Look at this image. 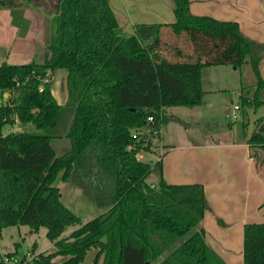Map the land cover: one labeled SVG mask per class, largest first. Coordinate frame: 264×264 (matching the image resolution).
<instances>
[{"label":"trees","instance_id":"16d2710c","mask_svg":"<svg viewBox=\"0 0 264 264\" xmlns=\"http://www.w3.org/2000/svg\"><path fill=\"white\" fill-rule=\"evenodd\" d=\"M191 1L173 0V23L136 24L123 36L108 0H57L55 40L45 47L42 62L0 64V230L45 228L55 251L38 254L34 264H81L93 249L92 264H226L201 225L210 210L203 185L168 184L161 159H136L151 148L146 135H159L172 121L186 126L167 110L202 103L204 67L249 66L255 85L252 93L241 89L242 117L263 103L264 43L245 37L235 22L192 15ZM28 3L51 10L46 0ZM25 7L19 0H0V10ZM169 35L184 38L190 54L175 46L174 56L163 55ZM61 71L65 92L58 102L53 80L44 79ZM27 77L5 105L1 97L12 79ZM15 117L21 130L2 136ZM254 125L245 138L242 123L241 134L250 150L258 149L250 154L255 159L261 150L264 156V118ZM61 135L69 148L57 156L51 142ZM263 162L264 157L260 164L255 160V166ZM153 174L154 186L147 182ZM58 179L68 180L105 213L81 224L61 203ZM216 222L225 227L221 219ZM71 226L78 228L61 238ZM242 255L243 264H264V223L244 225ZM57 257L62 260L55 263Z\"/></svg>","mask_w":264,"mask_h":264},{"label":"crops","instance_id":"0c3cea01","mask_svg":"<svg viewBox=\"0 0 264 264\" xmlns=\"http://www.w3.org/2000/svg\"><path fill=\"white\" fill-rule=\"evenodd\" d=\"M19 1L25 3L26 7L0 10V20L4 21L5 16L8 19V17L10 18L15 14L21 21L25 20L24 24L29 25V29L34 23H37V25H34L35 29L44 40L42 31L49 23L47 16L48 14L55 15V12L51 13V10L46 12L42 7H34L28 3V0ZM135 1L108 0L121 35H131L133 33L131 28L134 24L175 21L173 0H144L143 6H147L145 10L149 13V17L143 16V13H134L131 11V7L130 11H127V15L122 14V11L119 13L118 9L121 5L125 8L127 3L130 5ZM123 7L121 6L122 10ZM189 10L192 15L235 22L245 37L258 43H264V0H192ZM163 18H165L164 22ZM13 24L10 20H7V27L14 31L13 39L16 37L22 40L28 39L30 36L29 31L19 33V29L13 27ZM45 43L50 45L51 42L47 41ZM1 44H4L2 40ZM44 52L45 49L42 51V57ZM3 53L5 54V52ZM3 53H0V61L4 62L5 60L13 65L11 59L3 56ZM259 73L264 78V59L259 65ZM200 85L201 89L204 90L202 74ZM52 86L54 87L52 94L58 101V98L60 99L59 80L54 78ZM222 90L215 89L217 92H222ZM206 107L208 109L214 108L213 99L209 98ZM262 107L264 108V105ZM167 114L183 121L175 115H170L168 110ZM249 114V118L253 117L254 119L252 122L258 118H263L260 110H257V112L251 110ZM228 117L227 114L226 118L228 119ZM237 120V122L241 120L239 122L241 123L239 133L230 129L226 132L217 131L206 135L202 134L205 139H201V141L185 139L179 135L177 143L164 137L167 143L159 147L162 176L166 183H197L203 185L210 210L205 212L201 225L206 232L208 243L226 264L243 263L244 225L264 223V172L255 166V162L250 155V148L243 139L241 134L242 118L239 117ZM184 123L186 124V122ZM162 151L164 153H161ZM262 166L264 168V163ZM156 182L157 178L155 179ZM217 218L223 221L225 227L217 224Z\"/></svg>","mask_w":264,"mask_h":264},{"label":"rangeland","instance_id":"374dc122","mask_svg":"<svg viewBox=\"0 0 264 264\" xmlns=\"http://www.w3.org/2000/svg\"><path fill=\"white\" fill-rule=\"evenodd\" d=\"M46 1L50 5L51 13L54 12L57 0ZM143 3L144 0H136L133 4L130 3L129 5L127 3L125 5V8L123 7V5H121L124 9L122 10L120 6L118 11L119 13L120 11H122V14L127 15V11H130L131 7V11H133L134 13H143V16L149 17V13L147 12V10H145L147 6H143ZM45 11L49 12L47 10ZM4 18V21L2 19L0 20V53L5 52V54L3 53V56L9 57L13 65H25L32 61L42 62V51L47 46L45 42L48 41L49 43L51 42L50 44H52L55 40L56 15L48 14L47 16V18L49 19V23L47 27H44L42 31L44 40L41 38V36H39L40 33L35 29L34 25H37V23H34L31 29H29V25L26 26L24 24L25 20L21 21V19L18 18L15 14L10 16V18L8 17V19L6 18V16ZM7 20H10L12 23L15 24H13V27H17L20 31L19 33L29 31L28 33L30 36L28 37V39L22 40L19 37L13 39L14 31L7 27ZM164 20L165 18H163V22ZM171 23L173 22L160 24ZM133 26L131 28L132 30ZM1 40L4 44H1ZM163 42V49L165 48V45L167 47L166 51L168 52H163V55L165 56H174L175 49L173 48H175V46L181 49L184 54H190V46L186 42H184V38L182 37L177 38L175 40L170 35L165 36L163 38ZM4 62L10 65L8 61L4 60ZM4 62L0 61V64ZM54 76L55 80H59V88L60 91H62V82L65 78L64 72H58ZM202 77L204 89L203 91L206 92L204 99L199 106L193 108L175 106L168 109V113L170 115H175L179 117L184 122H186L187 125L184 126L177 122H169L165 126H162L159 135H156L155 133L151 136L146 135V138L151 140L152 145L147 153H144L143 151L140 152L142 159H139L138 161L154 164L156 161L160 160L161 155L159 154V147L167 143L165 139H169L170 141L176 142L178 140L179 135H181L185 139L201 141V139H205L203 138L202 134L206 135L208 133H213L217 131L226 132L230 129H232V131L234 132L239 133L241 125V123L239 122L241 120L237 122V118L239 119L240 116L243 120L242 123L247 124L246 129L243 131L245 134L244 137L247 138L250 135L251 131L254 130L255 126L254 122H252L254 120L253 117L249 118V112L251 110H254L255 112H257V110H260L264 118V108L262 107V105H264V97L263 103L259 107H257L256 109H247L246 115L242 117V109L238 102V97L241 92V89L244 87L243 93H245L248 89H251L255 85V78L249 66H243L240 71L235 70L233 67L226 65L217 67H204L202 69ZM53 88L54 87L52 86V91L54 90ZM217 88L218 90H225H222V92H217L215 91V89ZM250 92L252 93V89L250 90ZM209 98L213 99L214 101L213 109H208L206 107V102L209 100ZM58 102H60L59 98ZM233 105H237L239 107L238 114L240 116L237 115V118L235 119H233V116L231 115ZM228 110H230L229 113ZM227 114L229 116L228 119L226 118ZM207 116L208 118H206ZM11 128V132L20 131V123H13ZM51 145L57 156L63 154L69 148L68 142L64 137H62V135L61 137L52 140ZM254 152H258L257 154H259L258 149H253L252 147L250 150V154L254 155ZM161 153L164 152L162 151ZM261 154L262 150L260 151L259 158H256V156L255 159L253 158L254 162L255 160L259 164L262 162L264 156L261 157ZM262 165L259 168L261 169V171L264 172V168ZM155 179L156 176L154 174L150 175L147 179L148 184L154 186ZM55 185L60 191L61 203L80 219L81 224H85L88 221H91L94 218L99 217L100 215L105 213L106 209L98 208L94 206L91 202L86 200L82 196L81 191L77 187L73 186L68 180L63 181L61 179H58ZM77 228L78 226H71L66 228L61 234V238L68 237L70 233ZM45 234L46 229L42 227L37 232H32L28 227L22 225L2 228L0 230V258H6L9 260H6L5 264H18V262H21V264H34V257H36L38 254L43 253L46 255L50 252L55 251L52 242L47 239ZM15 250L16 253L14 254L15 256L13 257V259L12 257H7V254L13 253ZM94 254L95 250H90L87 253L83 263L81 264H92ZM14 259L16 260V262L13 261ZM61 260L62 259L60 257H57L53 261L55 263H58Z\"/></svg>","mask_w":264,"mask_h":264},{"label":"built area","instance_id":"2783aa9c","mask_svg":"<svg viewBox=\"0 0 264 264\" xmlns=\"http://www.w3.org/2000/svg\"><path fill=\"white\" fill-rule=\"evenodd\" d=\"M49 80H53V76H49V77H47V78H45L44 79V82H47V81H49ZM29 81V78L27 77V78H25L23 81H19L17 78H13L12 79V82H13V87L12 88H9V89H7V90H5L4 92H3V96L1 97L2 99H1V101L5 104V105H7V106H9L10 105V101H11V99L12 98H14L15 97V93H16V90H14V89H18V88H20L22 85H24L26 82H28ZM238 111H239V107L237 106V105H233L232 106V110H231V112H232V116H233V119H235V118H237V115H238ZM152 119L151 118H148V121L150 122ZM14 123L15 122H19L18 121V119H17V117H15L14 118V121H13ZM8 130H5L3 133H2V136H5L6 134H8V133H10L11 132V130H12V128L11 127H9V128H7ZM133 138H135V134H133ZM131 149V147H128V150H130ZM140 152H142V150L141 151H139L137 154H136V159L137 160H139V159H142V156H141V154H140ZM144 152V151H143ZM145 153V152H144ZM6 260H8V259H4L3 258V261L5 262ZM9 261V260H8ZM13 261H15L16 262V260L14 259ZM34 263V262H33ZM18 264H21V262H18Z\"/></svg>","mask_w":264,"mask_h":264},{"label":"water","instance_id":"95a60500","mask_svg":"<svg viewBox=\"0 0 264 264\" xmlns=\"http://www.w3.org/2000/svg\"><path fill=\"white\" fill-rule=\"evenodd\" d=\"M64 85H65V81L63 80V82H62V90L65 92V90H64ZM0 264H1V258H0Z\"/></svg>","mask_w":264,"mask_h":264}]
</instances>
